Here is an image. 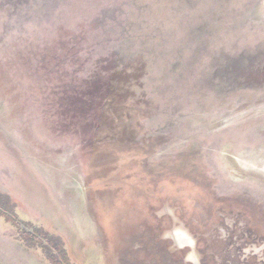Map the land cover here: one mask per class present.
I'll return each mask as SVG.
<instances>
[{
    "label": "water",
    "instance_id": "obj_1",
    "mask_svg": "<svg viewBox=\"0 0 264 264\" xmlns=\"http://www.w3.org/2000/svg\"><path fill=\"white\" fill-rule=\"evenodd\" d=\"M0 72L107 264H264V0H0Z\"/></svg>",
    "mask_w": 264,
    "mask_h": 264
},
{
    "label": "rangeland",
    "instance_id": "obj_2",
    "mask_svg": "<svg viewBox=\"0 0 264 264\" xmlns=\"http://www.w3.org/2000/svg\"><path fill=\"white\" fill-rule=\"evenodd\" d=\"M25 233L66 257L29 245ZM109 249L25 136L0 72V264H107Z\"/></svg>",
    "mask_w": 264,
    "mask_h": 264
},
{
    "label": "trees",
    "instance_id": "obj_3",
    "mask_svg": "<svg viewBox=\"0 0 264 264\" xmlns=\"http://www.w3.org/2000/svg\"><path fill=\"white\" fill-rule=\"evenodd\" d=\"M25 235L30 238L28 240V244L29 245H31L33 247L35 245L36 246H41L49 255L52 252V249L55 250V251L56 250H59L60 251V254L62 255V258L66 257V254L64 253V251L59 246H55V245L50 244V242H48V241H44V239H45L44 236H43V238L38 239L35 235L30 234V233L29 234L28 233L27 234L25 233ZM50 259L52 260V256H51ZM64 262H65V264H67L66 261H64Z\"/></svg>",
    "mask_w": 264,
    "mask_h": 264
}]
</instances>
